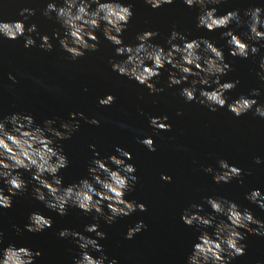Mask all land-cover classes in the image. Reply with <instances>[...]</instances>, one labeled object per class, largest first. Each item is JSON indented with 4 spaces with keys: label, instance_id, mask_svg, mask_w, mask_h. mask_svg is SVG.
<instances>
[{
    "label": "clouds",
    "instance_id": "9594fccd",
    "mask_svg": "<svg viewBox=\"0 0 264 264\" xmlns=\"http://www.w3.org/2000/svg\"><path fill=\"white\" fill-rule=\"evenodd\" d=\"M144 2L153 9H158L173 4L175 0H144ZM223 2L224 0H184L187 6L200 8L197 17L198 28L208 31L229 29V25L233 22L240 27L247 26L248 31L244 35L254 42L251 44L233 29L222 33V38L227 39L232 57L247 59L250 55L258 54L261 46H264V8L246 9L244 15L248 19L245 20L239 9L228 11L225 15H217L218 8L209 7ZM53 13L64 29L62 38L59 31L55 32L54 36L59 38L62 49L69 53V57L66 58L76 60L83 57L86 51H97L99 37L96 33L97 29H102L104 37L117 46L116 54L126 57L119 62L110 61L113 71L146 85L152 94L164 91L163 88H158L153 80L162 75V69L171 65L173 70L169 72V88L184 84L191 79V86L184 87L180 93L186 102L195 100L214 112L227 106L237 117L255 107V115L264 117V104L258 105L256 99L250 98L261 95L259 88H254L247 96L241 95L229 103L225 94L234 90L240 81L221 82V78L232 70V65L225 62L222 49L207 38L200 37L189 41L182 32L174 29L167 40L170 47L166 49L159 44L150 43L159 32L145 31L137 35L139 41L137 45H125L122 34L134 13L131 5L126 6L120 0H103V2L102 0H63L62 6L50 2L43 14L51 18ZM35 14V9L23 8L19 15L24 17V20H0V36L10 40L26 37L24 47H33L36 39L31 33L37 31V25L33 23L26 27L24 21ZM177 40L181 43H176ZM41 41L42 49L53 50L52 37L43 35ZM260 67L264 69V59L261 60ZM258 75L264 82V72ZM9 79L16 81L11 73ZM198 86L199 96H197ZM114 102L113 95H108L99 101L103 106H110ZM178 115L183 113L179 112ZM80 119L92 125L100 124L99 120L89 119L83 113L76 112L70 114V120L61 121L60 128L53 126L56 120H46L43 126L37 125L32 115L21 112L0 119V181L7 186L9 193L6 195L4 188L0 187V208H11L12 198L26 192L31 182L36 185L33 188L35 198L43 202L46 208L61 216L67 215L71 206L82 210L85 214L95 212L94 220L99 221L103 218L111 225L118 217L129 216L137 210L147 211L145 204L125 199L127 193L135 190L139 178L135 175L137 171L135 166L127 163L133 158L132 154L123 148H117L120 155L93 159L89 167L90 178H83L67 187L62 186L63 177L60 171L69 166V159L64 154L63 146H58L57 141L71 139L73 133L79 131ZM167 120V116L152 117L150 124L157 130L170 131L172 126L166 123ZM140 142L150 151H156L152 138ZM90 147L95 156L99 157L100 153L96 151V145ZM255 163L261 164L264 161L256 157ZM219 165L221 171L214 174V180L218 184L230 183L243 175V169L230 165L225 159H221ZM24 171L31 173L30 182L23 178ZM205 171L213 173L214 169L208 167ZM162 179L167 182L172 181V177L166 174L162 175ZM246 199L264 210V192L261 190H252ZM206 203L213 212L226 219H221L217 223L216 216L201 215L202 205H193L192 208L184 210L182 215L184 223L190 227L195 225L204 229L197 237L198 242L193 245L187 264H231L233 259L246 254L247 246L241 243L245 239V233L240 229L253 235L264 236V231H261L264 229V221L257 219L250 209L241 210L237 203L223 197H207ZM192 209L197 211L194 212ZM28 220L29 223L25 228L30 233L43 232L53 225L51 218L39 212H32ZM146 228L144 221L137 222L134 227L128 229L126 239H133ZM208 228H214V231L209 232ZM19 231L17 229V232ZM84 231L95 233L96 238L67 228L59 232L61 238L73 237L81 249L74 264H118L115 259L109 261L106 255L95 257L92 254L103 253V246L99 241L107 238V234L100 231L99 223L85 225ZM3 240L4 232L0 230V245L3 244ZM42 255L40 251L34 252L28 247L9 244L6 248L0 247V264H35L36 257Z\"/></svg>",
    "mask_w": 264,
    "mask_h": 264
},
{
    "label": "water",
    "instance_id": "95a60500",
    "mask_svg": "<svg viewBox=\"0 0 264 264\" xmlns=\"http://www.w3.org/2000/svg\"><path fill=\"white\" fill-rule=\"evenodd\" d=\"M213 6L218 8L217 15H225L228 11L239 9L241 16L247 20L248 17L244 15L245 10L254 7L264 8V0H224L220 5H209V7ZM155 10L171 32L174 29L182 32L189 41L204 37L211 40L218 48L222 49L225 55V62L232 65V70L221 78V82L240 81L234 90L225 94L229 103L233 102L241 95L247 96L252 89L259 88L261 95L250 98L256 99L258 105L264 104V82L261 81L258 75V73L264 72V69L260 67L261 60L264 59V46H261V50L258 54L250 55L247 59L239 57L234 58L230 55L227 39L222 38L223 32L233 29L248 43H254L248 40L247 36L244 35V33L248 31L246 25L240 27L233 22L229 25V29L221 28L214 31L198 28L197 17L200 14V8L198 6L189 7L184 3V0H175L173 4L164 5ZM179 42L181 43V41ZM213 86L215 87V85ZM238 119L264 152V117L255 115L254 107L248 113L239 116Z\"/></svg>",
    "mask_w": 264,
    "mask_h": 264
}]
</instances>
